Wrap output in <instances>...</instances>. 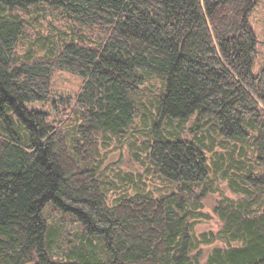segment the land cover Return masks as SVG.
<instances>
[{"label":"trees","instance_id":"16d2710c","mask_svg":"<svg viewBox=\"0 0 264 264\" xmlns=\"http://www.w3.org/2000/svg\"><path fill=\"white\" fill-rule=\"evenodd\" d=\"M260 1L0 0V264H264V68L252 71L249 25ZM41 6L99 39L59 32L42 56L18 55ZM55 70L82 79L73 105L52 101L61 121L26 106L49 102ZM151 77L158 117L140 149L170 189L110 199L99 138L131 132ZM220 180L237 198L215 206L217 233L197 235ZM48 209L79 231L64 236ZM215 241L238 245L201 247Z\"/></svg>","mask_w":264,"mask_h":264},{"label":"rangeland","instance_id":"374dc122","mask_svg":"<svg viewBox=\"0 0 264 264\" xmlns=\"http://www.w3.org/2000/svg\"><path fill=\"white\" fill-rule=\"evenodd\" d=\"M38 10H32L27 21L29 25L25 30V39L18 43V55H23L31 51L36 57L43 55L44 50L42 45L51 44L53 46L59 44V32L67 33V37L75 31L82 37L85 44H92V42L99 39L96 31H89L86 29H77L71 23L60 22L56 19L54 11L46 8L39 7ZM249 25L253 29L257 38V54L254 60L253 73L257 74L264 68V0H261L256 8L252 11L249 17ZM74 30V31H71ZM77 35V34H76ZM72 37V36H71ZM56 42V43H55ZM82 85V79L78 74L70 73L67 71L55 70L51 82V94L48 103H30L26 104L29 109H40L51 111V119L63 120L61 114L55 112L51 106L52 101L59 107L61 102H69V106L73 105ZM162 88L161 82L156 78H150L143 86L141 93L143 97V111L138 116L132 126L131 132H128L126 137H108V140L99 138L100 141V160L102 163L101 169L105 171L109 181H112L114 188L110 193V199H114L125 187L130 193L135 190L136 184L145 187L147 190L153 191L155 195H161L170 189L169 184L160 179L155 172L150 168V164L145 159L144 152L140 149V145L145 140L149 131L150 118L153 116L158 117L157 114V99L158 94ZM68 104V103H67ZM65 109V108H64ZM65 110H68L66 108ZM55 112V114H54ZM149 117V119H147ZM147 119V120H146ZM185 123H178V130L182 129L184 135L188 134L193 127V120ZM165 124L162 122V125ZM176 124L164 125V131H169ZM138 154L136 156L135 154ZM126 175H130L132 182L127 183L124 181ZM134 182V183H133ZM216 188L213 192L205 194L202 200V212L205 215L197 220L194 224V232L199 235L202 233H217L220 230L221 222L219 221L214 208L217 203L224 199H236L237 195L232 193L228 188L226 181H217ZM215 183V184H216ZM49 221L52 225L55 222L61 228H64V236L70 237L72 234L79 231L77 225L67 224L66 221L60 220L59 215L52 209L47 211ZM67 219L70 220L69 217ZM50 224V223H49ZM238 245V242H231L230 244L223 241H215L210 245H202L201 247L207 253L215 246L227 247ZM63 247V243L61 245ZM55 256L62 257L58 252Z\"/></svg>","mask_w":264,"mask_h":264}]
</instances>
